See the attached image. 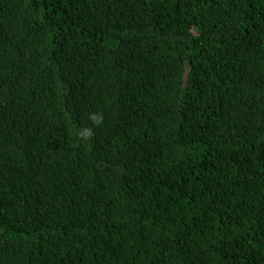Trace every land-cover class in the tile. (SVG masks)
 I'll return each instance as SVG.
<instances>
[{"label":"trees","instance_id":"obj_1","mask_svg":"<svg viewBox=\"0 0 264 264\" xmlns=\"http://www.w3.org/2000/svg\"><path fill=\"white\" fill-rule=\"evenodd\" d=\"M0 264H264V0H0Z\"/></svg>","mask_w":264,"mask_h":264},{"label":"clouds","instance_id":"obj_2","mask_svg":"<svg viewBox=\"0 0 264 264\" xmlns=\"http://www.w3.org/2000/svg\"><path fill=\"white\" fill-rule=\"evenodd\" d=\"M88 118L95 127H100L103 124L104 117L101 113H90ZM93 135L92 127L82 128L78 132V136L84 141L90 140Z\"/></svg>","mask_w":264,"mask_h":264}]
</instances>
